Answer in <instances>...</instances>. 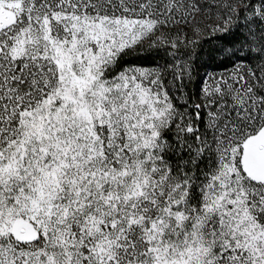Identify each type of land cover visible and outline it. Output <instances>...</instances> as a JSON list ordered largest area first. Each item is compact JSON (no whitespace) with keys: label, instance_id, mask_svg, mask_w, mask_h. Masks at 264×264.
<instances>
[{"label":"snow or ice","instance_id":"6c2138e0","mask_svg":"<svg viewBox=\"0 0 264 264\" xmlns=\"http://www.w3.org/2000/svg\"><path fill=\"white\" fill-rule=\"evenodd\" d=\"M0 264H264V0H0Z\"/></svg>","mask_w":264,"mask_h":264},{"label":"rangeland","instance_id":"374dc122","mask_svg":"<svg viewBox=\"0 0 264 264\" xmlns=\"http://www.w3.org/2000/svg\"><path fill=\"white\" fill-rule=\"evenodd\" d=\"M208 48H209V46L205 45V51L203 53H201V57H200L201 60L207 59V50H208Z\"/></svg>","mask_w":264,"mask_h":264}]
</instances>
